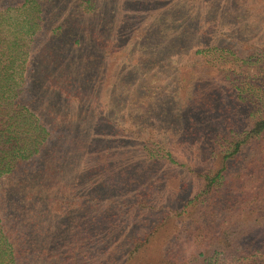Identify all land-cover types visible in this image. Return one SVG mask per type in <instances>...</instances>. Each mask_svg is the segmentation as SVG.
<instances>
[{
    "label": "trees",
    "instance_id": "1",
    "mask_svg": "<svg viewBox=\"0 0 264 264\" xmlns=\"http://www.w3.org/2000/svg\"><path fill=\"white\" fill-rule=\"evenodd\" d=\"M54 3L53 0L0 1V264H264V231H256L255 225L264 217L261 198L264 187L257 186L256 191L254 185L248 187L245 182L251 174L255 179L259 172L264 173V76L258 82H249V89L233 85L240 103L250 107V120L247 126L239 128L227 125L228 134L218 133L208 139L213 161L216 159L214 169L194 168L186 159L188 156L180 158L172 154L171 147L181 143L192 151L201 150L206 140L194 139L197 132L192 126L182 131L184 141H155L153 147L162 154L156 155L146 141L140 145L153 167L163 161L173 171L186 168L198 178L197 187L187 199L183 202L173 199L175 205H172L169 198H163L166 194L165 186L161 185L163 176L152 179V172L143 177L126 175V191L117 197L121 192L117 173L128 174L135 156L133 142L99 135L100 131L95 129L98 134L95 133L91 125L62 120L66 110L52 98L70 89L75 91L73 73L94 79L101 57L90 55L81 61L74 51H68L73 56L66 73L56 75L55 70L48 68L50 72L45 68L43 76L31 75L26 85L30 76L29 56L49 19L46 11L51 6L50 16L59 14ZM158 3L162 4L159 0ZM63 4L69 8L57 16L61 24L50 27L51 42L56 46L65 43L67 35L72 40L69 42L78 46L91 32L97 41L101 38L105 41L109 32L120 39L124 30L131 33L141 23L142 32L155 29L159 40V34L162 37L172 21H187L189 27L184 32L190 33L209 12L191 17L190 11L179 10L181 14L176 13L175 18V12H163L159 4L161 10L155 11L152 23L128 13L123 18L127 21L123 23L118 18L113 29L101 8L98 18L97 8L85 13L75 0ZM68 11L75 19L71 30ZM119 31L122 33L118 34ZM209 51L210 48L195 53ZM158 60L164 62L163 57ZM189 72L193 80L201 79L194 69ZM152 81L145 86H150ZM44 90L52 95L46 96ZM196 90L201 95L205 92L200 84ZM202 96L201 99L199 95L196 103L210 105L205 94ZM68 114L74 115L73 111ZM51 115L57 116L52 119ZM255 141L257 148L252 149ZM242 156L246 159L243 162ZM71 159L90 161L85 164L88 168L92 163L89 175L85 176L90 189L95 187L94 180L109 173L103 193L95 190L72 195V189L60 186L58 168L66 161L68 166L73 164ZM234 167H239L238 175L230 172ZM155 171L156 168L153 174ZM89 176L92 181L87 180ZM139 177L141 189L129 194V187ZM151 187L157 188L159 197L153 201L146 190ZM121 207H126L131 215L138 210H150L159 216L142 221L140 226L135 224V216H128L127 220L111 219L114 209L121 212ZM181 214H186L182 224L178 228L170 225ZM169 226L174 231L172 235L176 234L171 240L166 232H159ZM181 231L189 248H181L177 243ZM119 258L122 261L117 262Z\"/></svg>",
    "mask_w": 264,
    "mask_h": 264
},
{
    "label": "rangeland",
    "instance_id": "2",
    "mask_svg": "<svg viewBox=\"0 0 264 264\" xmlns=\"http://www.w3.org/2000/svg\"><path fill=\"white\" fill-rule=\"evenodd\" d=\"M0 1L4 3L13 0ZM53 1L59 14L69 8L68 5L63 4L69 0ZM75 1L85 13H88L92 7L97 8L95 13L98 18H100L99 8H101L105 20L107 23L110 22L113 29L118 18L123 23L127 21L123 18L128 16V13L135 18L143 17L145 23H152L156 16L155 11L161 10L158 8L160 4L158 0ZM159 1L162 3L159 7L164 8L163 12H175V18L179 10L190 11L191 17L204 14L205 11H209V14L207 13L202 23L197 24L190 33L184 32L189 27L187 21L175 20L178 24L172 21L171 27L169 25L166 27L164 35L160 37L159 34V40H157L155 29L142 32L143 26L140 22L141 24H138L136 30L131 33L126 30L123 33L119 31L118 34H123L120 39L109 35V32L104 37L105 41H102L103 38L97 41L91 32L86 38H82L78 46L69 42L72 40H69L68 35L65 43L56 46L51 42L50 27L59 25L61 22L57 18L59 14L50 16L52 7L48 5L50 7L46 9V12L49 13V19L37 36L32 54L29 56L30 76L28 75L26 85H29L31 75L40 78L48 68L58 71H54L56 75L66 73L67 63L73 56L68 54V51H74L73 54L81 61L89 59L90 55L101 57L98 61L99 70L95 72L94 79L91 77L89 79L87 75L79 76V73H73L71 76L76 81L75 91L70 89L69 92L58 95V98L52 97L62 110H66L65 113L63 112L62 120L91 125V130L95 133L98 134L96 130L100 131L99 135L112 136L118 141H126L127 138L133 142L131 144H134L135 156L133 163L129 166L128 174L127 172L123 175L117 173L121 184V192L116 194L117 197H121L126 191V175L133 173L135 177L137 174L143 177L152 172V179L160 174L163 176L161 185L165 186L166 192L163 198H169V201L173 202L172 205H175L173 199L183 202L189 197L191 190L199 183L198 178L193 177L186 168L173 171L163 161H159L160 166L153 167L154 164L147 159L148 155L144 149H140V145L146 141L156 155L162 154V151L155 150L157 147H153L155 141L170 142L174 139L184 141L186 139L182 131L192 126L197 132L193 138L206 140L204 144L197 141L201 144V150L192 151L191 148L186 147V144L181 143V146L171 147L172 154L180 158L188 156L186 159L194 165V168L214 169L216 167V159L213 161L208 139L215 137L218 133L224 135L229 131L230 126L232 128L247 126L250 120V107L240 103L237 89L233 85L238 87L242 85L241 88L249 89V82H258L264 76V0ZM66 16L71 30L75 19L69 11ZM64 31L68 32L66 29ZM208 48L210 51L207 53H195L197 50L204 51ZM80 49L82 51H79ZM78 53L83 56H79ZM160 57H163L164 62H159ZM174 68L176 69L173 70ZM191 68L201 78L199 81L198 78L195 80L190 78ZM151 79L153 81L150 86H145L146 83L151 82ZM198 84L205 91L202 95L205 94L212 106L196 103L203 97L196 90ZM44 91H47L46 96L52 95L51 91ZM68 111H73L74 115H69ZM56 116L50 117L55 119ZM257 143L258 141L253 143L252 149L257 148ZM243 157L245 156L241 159ZM71 160L73 164L70 166L66 161L58 168L61 178L60 186L72 189V195L84 194L87 191L93 193L95 190L100 194L103 193L101 190H105L108 184L109 173L106 172L100 175L99 180H94L95 187L92 185L93 189H90L85 176L89 175V168L93 167L92 163L88 168L85 164L90 161ZM244 160L246 159L241 162ZM239 167H234L230 172L238 175ZM155 168L157 172L153 174ZM259 173L262 177L259 175L253 179L251 174L245 181L248 187L254 185L256 191L257 186L264 187V173ZM140 177L136 183L132 184V187H129V194L141 189L138 187L142 182H139ZM87 180L92 181L91 176L87 177ZM146 190L149 192L147 196L151 201L159 198L157 188L151 187ZM261 194L264 200V189L261 190ZM125 208L121 207V212L117 208L114 209L111 219L127 220L128 216H135V224L140 226L142 221L159 216V213L150 210H138L131 215ZM185 215L177 216L170 225H176L178 228ZM260 221L259 225L255 224L256 231L263 232L264 217ZM159 232H166L170 240L171 237L176 236V234L172 235L174 231L171 226L163 227ZM177 243L181 248L190 247L183 231L180 232ZM248 253L255 255L252 251ZM237 259L242 258L237 257ZM120 260L122 261L119 258L117 262Z\"/></svg>",
    "mask_w": 264,
    "mask_h": 264
}]
</instances>
